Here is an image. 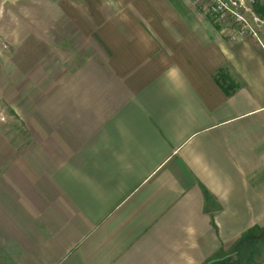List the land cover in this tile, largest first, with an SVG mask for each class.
I'll use <instances>...</instances> for the list:
<instances>
[{
    "label": "crops",
    "instance_id": "1",
    "mask_svg": "<svg viewBox=\"0 0 264 264\" xmlns=\"http://www.w3.org/2000/svg\"><path fill=\"white\" fill-rule=\"evenodd\" d=\"M35 9L0 56V264H264V36L185 0Z\"/></svg>",
    "mask_w": 264,
    "mask_h": 264
},
{
    "label": "rangeland",
    "instance_id": "2",
    "mask_svg": "<svg viewBox=\"0 0 264 264\" xmlns=\"http://www.w3.org/2000/svg\"><path fill=\"white\" fill-rule=\"evenodd\" d=\"M172 1L176 4L177 0ZM242 2L250 9V12L254 15V17L257 18L255 13L252 11V1L242 0ZM201 4H205L206 6V0H198L196 5L197 9H200ZM39 5L42 6V0H0V56H6L12 53L11 44H13V41H17V39L27 31V28L29 26L30 28L33 27V25L35 27L42 26V23L44 22L43 16H39L34 13L36 11L35 8H38ZM244 16L246 20H248L252 24L251 16H248L246 14ZM258 31L261 35L264 34L263 22ZM10 64L11 63L8 61H0V77L8 74V69L5 67L9 66ZM1 68L4 69L3 71L5 72V74L3 73ZM8 107L9 106L6 105V103L2 99H0L1 123L4 121V117H9L10 114L13 115V113L10 109H8ZM10 129L11 125L7 124L5 126V130H8L10 132Z\"/></svg>",
    "mask_w": 264,
    "mask_h": 264
},
{
    "label": "built area",
    "instance_id": "3",
    "mask_svg": "<svg viewBox=\"0 0 264 264\" xmlns=\"http://www.w3.org/2000/svg\"><path fill=\"white\" fill-rule=\"evenodd\" d=\"M185 1L196 6L198 0ZM206 3V6L200 5L203 15L210 18L217 26L226 29L233 39L248 36L258 41L260 34L258 30L262 22L254 17L242 0H206ZM245 14L251 16L252 24L246 20Z\"/></svg>",
    "mask_w": 264,
    "mask_h": 264
},
{
    "label": "trees",
    "instance_id": "4",
    "mask_svg": "<svg viewBox=\"0 0 264 264\" xmlns=\"http://www.w3.org/2000/svg\"><path fill=\"white\" fill-rule=\"evenodd\" d=\"M251 1H252V11L255 13L257 19H259L264 23V0H251Z\"/></svg>",
    "mask_w": 264,
    "mask_h": 264
},
{
    "label": "water",
    "instance_id": "5",
    "mask_svg": "<svg viewBox=\"0 0 264 264\" xmlns=\"http://www.w3.org/2000/svg\"><path fill=\"white\" fill-rule=\"evenodd\" d=\"M259 25V24H258Z\"/></svg>",
    "mask_w": 264,
    "mask_h": 264
}]
</instances>
